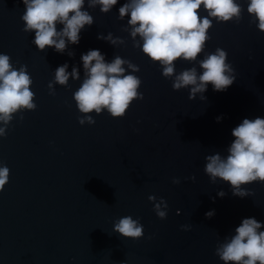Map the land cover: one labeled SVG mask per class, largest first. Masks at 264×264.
I'll list each match as a JSON object with an SVG mask.
<instances>
[{"label": "water", "instance_id": "95a60500", "mask_svg": "<svg viewBox=\"0 0 264 264\" xmlns=\"http://www.w3.org/2000/svg\"><path fill=\"white\" fill-rule=\"evenodd\" d=\"M0 264H264V0H0Z\"/></svg>", "mask_w": 264, "mask_h": 264}]
</instances>
